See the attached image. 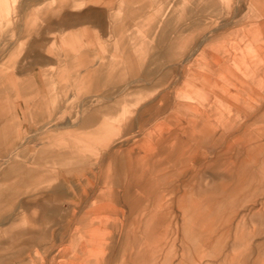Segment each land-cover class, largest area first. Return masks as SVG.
I'll list each match as a JSON object with an SVG mask.
<instances>
[{
    "label": "rangeland",
    "instance_id": "1",
    "mask_svg": "<svg viewBox=\"0 0 264 264\" xmlns=\"http://www.w3.org/2000/svg\"><path fill=\"white\" fill-rule=\"evenodd\" d=\"M65 1L0 0V264H264V0Z\"/></svg>",
    "mask_w": 264,
    "mask_h": 264
},
{
    "label": "crops",
    "instance_id": "2",
    "mask_svg": "<svg viewBox=\"0 0 264 264\" xmlns=\"http://www.w3.org/2000/svg\"><path fill=\"white\" fill-rule=\"evenodd\" d=\"M67 1H68V0H66L65 2H67ZM91 1H92V0H91ZM93 1H94V0H93ZM95 1H97V0H95ZM126 2L130 4V0L124 1V3H126ZM91 77H92L91 74H88V73H87V78L90 79ZM7 155H8V153H6L5 155H3V156H2V159H5V158L7 157ZM2 159H1V160H2ZM18 167H21V164L18 163V164L16 165V167H15V166L12 167V170H16ZM3 181H4V179H3Z\"/></svg>",
    "mask_w": 264,
    "mask_h": 264
}]
</instances>
